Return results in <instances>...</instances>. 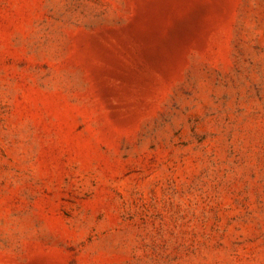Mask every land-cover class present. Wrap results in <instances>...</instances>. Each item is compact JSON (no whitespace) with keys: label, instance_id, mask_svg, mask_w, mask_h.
<instances>
[{"label":"rangeland","instance_id":"obj_1","mask_svg":"<svg viewBox=\"0 0 264 264\" xmlns=\"http://www.w3.org/2000/svg\"><path fill=\"white\" fill-rule=\"evenodd\" d=\"M0 264H264V0H0Z\"/></svg>","mask_w":264,"mask_h":264}]
</instances>
